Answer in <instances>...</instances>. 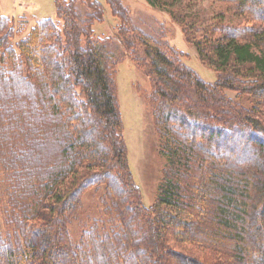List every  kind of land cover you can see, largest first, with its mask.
Here are the masks:
<instances>
[{"label": "trees", "instance_id": "trees-1", "mask_svg": "<svg viewBox=\"0 0 264 264\" xmlns=\"http://www.w3.org/2000/svg\"><path fill=\"white\" fill-rule=\"evenodd\" d=\"M146 1L170 12L217 73L203 80L132 25L122 0H107L117 40L151 81L167 160L149 208L124 138L122 58L114 38H93L103 4L57 0L58 20L36 23L17 49L0 11V264H264V0H214L235 21ZM93 188L111 217L75 241L69 226Z\"/></svg>", "mask_w": 264, "mask_h": 264}, {"label": "rangeland", "instance_id": "rangeland-1", "mask_svg": "<svg viewBox=\"0 0 264 264\" xmlns=\"http://www.w3.org/2000/svg\"><path fill=\"white\" fill-rule=\"evenodd\" d=\"M103 4V17L93 22V38H111L120 63L117 73V91L120 112L124 124V138L128 149V158L135 183L142 192L143 204L151 207L158 196L165 175L166 158L161 151V140L154 123L153 115L147 105V96L151 93V81L146 73L137 68L129 59L127 51L117 40L116 35L121 27V20L114 16L107 0H96ZM132 25L139 27L154 38L166 41L182 55L184 63L194 70L203 80L213 83L217 80L214 68L204 64L199 58L197 49L187 43L182 28L171 19L170 12L153 7L146 0H122ZM169 7L182 10L188 15H199L205 21L217 16L235 21L225 13L227 5L214 0H178ZM85 9V8H84ZM2 15L8 16L13 27L12 46L18 44L30 34L39 21L52 19L57 21V0H0ZM223 14V15H221ZM63 25L61 26V30ZM3 48V47H2ZM249 108H252L248 96L237 97L228 93ZM1 177V175H0ZM2 180L0 178V187ZM1 194V189H0ZM104 189H90L82 197L78 217L69 226L71 237L78 241L84 230L90 229L99 220H109L102 198Z\"/></svg>", "mask_w": 264, "mask_h": 264}]
</instances>
